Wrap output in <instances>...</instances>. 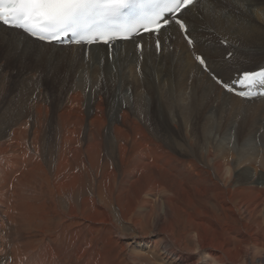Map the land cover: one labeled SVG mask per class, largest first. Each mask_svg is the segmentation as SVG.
<instances>
[{
	"label": "bare ground",
	"instance_id": "6f19581e",
	"mask_svg": "<svg viewBox=\"0 0 264 264\" xmlns=\"http://www.w3.org/2000/svg\"><path fill=\"white\" fill-rule=\"evenodd\" d=\"M183 19L191 45L173 23L111 48L0 24L28 81L0 106V264H264V94L225 87L264 69V0Z\"/></svg>",
	"mask_w": 264,
	"mask_h": 264
},
{
	"label": "snow or ice",
	"instance_id": "6c2138e0",
	"mask_svg": "<svg viewBox=\"0 0 264 264\" xmlns=\"http://www.w3.org/2000/svg\"><path fill=\"white\" fill-rule=\"evenodd\" d=\"M196 0H0V24L22 30L28 36L46 43L92 46L102 42L111 48L119 40H131L134 35L156 34L171 23L187 34L183 16ZM171 17V20L168 19ZM139 47V45H137ZM157 48H161L157 38ZM196 60L207 70V61ZM250 90L264 84V69L242 73ZM217 83H223L217 80ZM226 90L232 92L231 87ZM241 97L250 92L239 91Z\"/></svg>",
	"mask_w": 264,
	"mask_h": 264
},
{
	"label": "rangeland",
	"instance_id": "374dc122",
	"mask_svg": "<svg viewBox=\"0 0 264 264\" xmlns=\"http://www.w3.org/2000/svg\"><path fill=\"white\" fill-rule=\"evenodd\" d=\"M221 44H222V42H221ZM226 52H227V49L224 48V50L221 52V59H223V56ZM225 57L227 59V58H229V55H226ZM31 66L33 67V65H31ZM244 67H247V66H244ZM1 72H3L2 73L3 75L0 74V86L2 84L1 83L2 81H3L4 86H3V88H1L2 90L0 89V94H2L1 98H3L0 101V106H2L3 108H5V107L9 108V106L12 105L11 102L14 99H22V97H20L21 96V94H20L21 88L20 87L25 86L28 81H26L24 79V77L21 78L20 76H18L15 71L13 73L8 72V74H7V72L5 73L3 70H1ZM4 75H6V76H4ZM217 84L219 85L220 83H217ZM29 85L31 86L32 84H29ZM40 86H41L42 90L44 91V93H46L44 95L50 99L51 104L54 102L55 99L57 101H59L61 99L60 98L61 96L60 97L58 96V93L60 90H59V88H57L58 87L57 84L52 83V81H44V83H42ZM219 86H221V85H219ZM27 90H29V88Z\"/></svg>",
	"mask_w": 264,
	"mask_h": 264
}]
</instances>
